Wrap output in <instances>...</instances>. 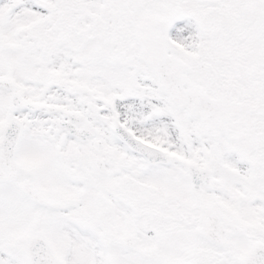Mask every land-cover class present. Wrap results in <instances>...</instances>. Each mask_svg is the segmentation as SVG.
I'll return each instance as SVG.
<instances>
[{
	"label": "snow or ice",
	"instance_id": "1",
	"mask_svg": "<svg viewBox=\"0 0 264 264\" xmlns=\"http://www.w3.org/2000/svg\"><path fill=\"white\" fill-rule=\"evenodd\" d=\"M0 264H264V0H0Z\"/></svg>",
	"mask_w": 264,
	"mask_h": 264
}]
</instances>
